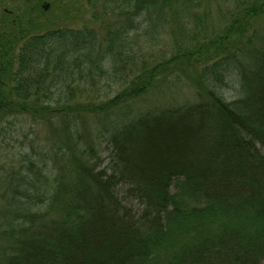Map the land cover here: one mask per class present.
I'll use <instances>...</instances> for the list:
<instances>
[{"label": "trees", "instance_id": "16d2710c", "mask_svg": "<svg viewBox=\"0 0 264 264\" xmlns=\"http://www.w3.org/2000/svg\"><path fill=\"white\" fill-rule=\"evenodd\" d=\"M10 2L0 264H264V0Z\"/></svg>", "mask_w": 264, "mask_h": 264}, {"label": "rangeland", "instance_id": "374dc122", "mask_svg": "<svg viewBox=\"0 0 264 264\" xmlns=\"http://www.w3.org/2000/svg\"><path fill=\"white\" fill-rule=\"evenodd\" d=\"M12 1L14 0H11L10 4L14 5ZM18 1L19 0H16V2ZM82 2L83 0H72L71 4L73 7L71 15L73 16V18L70 19L69 17H67L68 23H72L73 25H80V21L83 19V17L85 19L89 18L90 14H85V8ZM1 8L2 6H0V9ZM163 41L171 44L172 37L167 35L163 38ZM150 51L151 50L149 49L144 50V52ZM69 80H71V77L68 79V81ZM73 83L75 84V81ZM178 89H181L182 92L173 94L175 97H177L178 101H183L186 96H190V94L188 93V88H182L181 83L178 84ZM7 128L8 130H10V133L5 137L0 138V145L3 148V152L5 155L13 153L18 154L22 150V148H24L25 146L28 147L31 142H34L35 146H39L41 142H45L48 145H52L54 143V140H52L51 138V131L46 127L44 123L34 121L33 119L28 118L25 115L13 117ZM58 139L56 141H58Z\"/></svg>", "mask_w": 264, "mask_h": 264}]
</instances>
